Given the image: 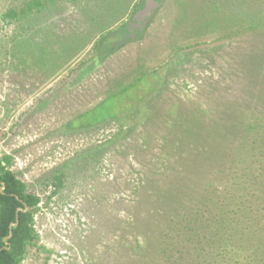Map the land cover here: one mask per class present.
<instances>
[{
    "label": "rangeland",
    "instance_id": "1",
    "mask_svg": "<svg viewBox=\"0 0 264 264\" xmlns=\"http://www.w3.org/2000/svg\"><path fill=\"white\" fill-rule=\"evenodd\" d=\"M144 1L0 0V159L40 198L22 264L171 263L182 214L215 264L264 254V0H156L78 80Z\"/></svg>",
    "mask_w": 264,
    "mask_h": 264
},
{
    "label": "trees",
    "instance_id": "2",
    "mask_svg": "<svg viewBox=\"0 0 264 264\" xmlns=\"http://www.w3.org/2000/svg\"><path fill=\"white\" fill-rule=\"evenodd\" d=\"M145 2V1H144ZM40 3V2H39ZM144 4V3H143ZM41 8H37L39 11ZM14 16V13H11ZM118 36H115L110 41L111 36H106L101 42H98L95 46V60L83 66L81 74L78 80H83L84 77L91 75L96 66L101 65L111 55L116 53L124 44H115L117 38L122 39L121 30L117 31ZM139 35V34H138ZM137 35V36H138ZM139 38V37H138ZM137 40V39H136ZM125 42H130L125 41ZM143 78L139 79L137 83H141ZM134 89L132 91L139 90ZM140 102V97H138ZM146 99H143V102ZM140 102V103H141ZM70 130V129H69ZM120 138V136L118 137ZM12 157L3 156L0 159V264H22L26 259L28 252L31 248L37 247L38 235L33 228L34 214L37 211L40 203V198L34 193L27 191L26 184L17 177V173L11 171ZM66 167V165H65ZM64 167V168H65ZM64 168L58 171L51 178V184L54 187L52 195L64 187L65 171ZM209 200V199H208ZM28 208V211H25ZM188 215V214H187ZM187 215L182 214L179 216L181 219L175 224V229L171 234H164L166 242L170 243L171 250L174 252L176 258L171 263H168L166 254L168 252V246L162 248L163 263L165 264H215L208 259V249L212 252H217V258H221L224 253L223 241H210V236L215 235L216 232L211 231V235L208 236L207 232L197 234V227L194 224L201 220V216L198 214L192 219L187 220ZM174 223L173 221H171ZM238 228V227H236ZM243 230L241 229L240 234ZM222 236L231 240L233 236L228 234V231H223ZM240 236V246H243L245 239L243 235ZM224 240V239H223ZM208 244V249H207ZM221 250L218 252V249ZM264 250V249H263ZM260 250H254L251 264H264V254L259 253ZM200 259V260H198Z\"/></svg>",
    "mask_w": 264,
    "mask_h": 264
},
{
    "label": "flooded vegetation",
    "instance_id": "3",
    "mask_svg": "<svg viewBox=\"0 0 264 264\" xmlns=\"http://www.w3.org/2000/svg\"><path fill=\"white\" fill-rule=\"evenodd\" d=\"M155 1L156 0H147V1H145V3L143 4L142 8L140 9V10L143 9V12H144V15L143 16H144V18L143 19L141 17L140 18H137V20H135V22H133V24L130 21L123 28H121V32L124 35H127L128 38H130L131 37V34L133 36V35H136L137 32L142 31V29L145 27L146 23L148 22L151 14H152V12L155 9V5H154V4H156ZM127 39H123V41H125ZM119 43L120 42H118V44Z\"/></svg>",
    "mask_w": 264,
    "mask_h": 264
},
{
    "label": "built area",
    "instance_id": "4",
    "mask_svg": "<svg viewBox=\"0 0 264 264\" xmlns=\"http://www.w3.org/2000/svg\"><path fill=\"white\" fill-rule=\"evenodd\" d=\"M69 208H70L69 206H68V207H67V206H66V207H63V210H62V212H63V213H67V211H68V209H69ZM53 211H54V210H53ZM35 222H36V219L34 220V225H33V228H34V230L36 231V233L40 235V234H41V232H40V230H38V228H37V226H36V223H35ZM60 223H61V222H60ZM42 228H43V227H42ZM43 229H44V228H43ZM43 229H42V230H43Z\"/></svg>",
    "mask_w": 264,
    "mask_h": 264
},
{
    "label": "water",
    "instance_id": "5",
    "mask_svg": "<svg viewBox=\"0 0 264 264\" xmlns=\"http://www.w3.org/2000/svg\"><path fill=\"white\" fill-rule=\"evenodd\" d=\"M143 15H144V12L141 13V16H143ZM141 16H140V17H141ZM136 20H137V19H136ZM25 211H28V208H27Z\"/></svg>",
    "mask_w": 264,
    "mask_h": 264
}]
</instances>
